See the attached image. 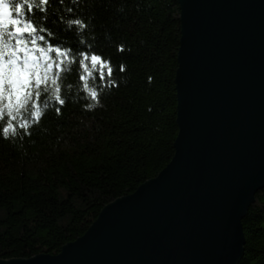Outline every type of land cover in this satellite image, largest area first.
<instances>
[{"label": "trees", "instance_id": "16d2710c", "mask_svg": "<svg viewBox=\"0 0 264 264\" xmlns=\"http://www.w3.org/2000/svg\"><path fill=\"white\" fill-rule=\"evenodd\" d=\"M24 14L32 17L27 8ZM179 14L177 0H51L38 17V27L47 25L52 33L42 46L55 41V47L72 48L73 57L86 49L101 53L111 61L113 83L92 79L90 64L87 70L73 64L58 83L64 106L52 102L53 91L39 103L38 122L31 110L21 114L30 134L18 129L4 138L7 118L0 117V260L57 254L105 205L132 193L171 160L178 132ZM73 20L87 27L65 34ZM94 90L98 101L91 98ZM241 224L237 264H264V188Z\"/></svg>", "mask_w": 264, "mask_h": 264}, {"label": "water", "instance_id": "95a60500", "mask_svg": "<svg viewBox=\"0 0 264 264\" xmlns=\"http://www.w3.org/2000/svg\"><path fill=\"white\" fill-rule=\"evenodd\" d=\"M174 154L57 254L0 264H237L264 188V0H177Z\"/></svg>", "mask_w": 264, "mask_h": 264}, {"label": "snow or ice", "instance_id": "6c2138e0", "mask_svg": "<svg viewBox=\"0 0 264 264\" xmlns=\"http://www.w3.org/2000/svg\"><path fill=\"white\" fill-rule=\"evenodd\" d=\"M50 2L38 0V5H34L29 0L15 4L10 0H0V117L6 115L7 118L6 126L2 127L4 138L15 135L18 129L30 134L28 129L31 125L21 114L31 110V120L38 122L42 115L37 110L39 103L49 93L55 91L57 94L51 97L52 102L64 106L65 99L59 94L62 89L58 83L61 73L71 72V65L87 70L90 64L92 79L104 86L113 83L111 61L101 53L86 49L73 57L72 48L55 47V41L42 46L52 33L47 25L38 27V17L46 15ZM25 8L32 17H25ZM77 27L83 29L87 26L80 20H73L71 26L65 29V34ZM75 42L83 46L78 36ZM118 50L123 51V48ZM51 54H55V58ZM119 70L123 72L124 66L120 65ZM78 79L84 81L85 76L79 75ZM90 95L92 100L98 101V91H91ZM60 107L55 108L58 114ZM18 118L21 122L17 124Z\"/></svg>", "mask_w": 264, "mask_h": 264}, {"label": "bare ground", "instance_id": "6f19581e", "mask_svg": "<svg viewBox=\"0 0 264 264\" xmlns=\"http://www.w3.org/2000/svg\"><path fill=\"white\" fill-rule=\"evenodd\" d=\"M242 225V224H241Z\"/></svg>", "mask_w": 264, "mask_h": 264}]
</instances>
